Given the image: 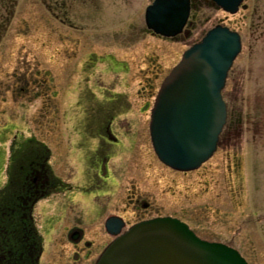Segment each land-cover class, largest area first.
<instances>
[{"label": "rangeland", "instance_id": "obj_1", "mask_svg": "<svg viewBox=\"0 0 264 264\" xmlns=\"http://www.w3.org/2000/svg\"><path fill=\"white\" fill-rule=\"evenodd\" d=\"M152 2L0 0V193L8 181L10 145L19 133L45 138L55 173L82 184L91 159L101 160L96 151L100 133L90 119L100 106L108 107L111 94L125 92L137 130L113 126L119 140L108 145L115 184L105 188L111 201L97 223L83 224L85 238L96 247L92 258L114 238L102 224L103 216L115 208L123 211L129 190L136 187L161 214L184 220L204 239L248 255L252 251L253 264H264V35H252L253 21L241 22V12L227 15L196 0L183 33L164 37L146 26L145 11ZM223 19L242 36L223 89L227 122L210 159L195 170H175L154 151L151 109L184 51ZM34 79L46 82L39 85ZM84 90L86 104L79 105ZM79 122L87 124L83 137L82 128L75 127ZM93 126L98 130L97 121ZM76 194L82 193L61 192L36 204L33 216L43 236L39 264H71L73 245L62 238L70 224L65 203ZM110 194L98 198L106 202ZM93 199L74 201L89 211ZM132 213L128 209L124 214Z\"/></svg>", "mask_w": 264, "mask_h": 264}, {"label": "water", "instance_id": "obj_2", "mask_svg": "<svg viewBox=\"0 0 264 264\" xmlns=\"http://www.w3.org/2000/svg\"><path fill=\"white\" fill-rule=\"evenodd\" d=\"M216 2L234 13L241 0ZM191 9V0H154L145 11L146 26L176 37ZM241 49L240 32L217 24L184 51L164 78L151 110L150 136L167 166L195 170L217 150L228 115L223 89ZM105 227L114 239L95 264H249L238 249L202 238L178 217H155L124 229V219L114 215Z\"/></svg>", "mask_w": 264, "mask_h": 264}, {"label": "flooded vegetation", "instance_id": "obj_3", "mask_svg": "<svg viewBox=\"0 0 264 264\" xmlns=\"http://www.w3.org/2000/svg\"><path fill=\"white\" fill-rule=\"evenodd\" d=\"M206 1L212 6L213 11L220 10L227 15L241 12V22L244 23V20L253 21V27H250V29H252V35H264V0H241L238 5V10L234 13L225 10L216 2V0ZM191 3L193 9L194 6H196V0H191ZM222 21H224V19L219 20V22L212 27L217 24H222L231 28L230 25L225 24V22ZM231 29L237 30L234 28ZM237 31L239 32V30ZM33 81L39 85H44L46 82L44 79H34ZM27 83H30V81H27ZM151 94L154 97V94ZM151 94H149V96H151ZM80 96L81 99L80 102H78L79 105H85L86 91H82ZM108 100L109 101H107L106 104L108 107L103 108L100 106V108L97 109L99 112L90 119L93 122H98V130L94 128L93 122L89 123V125L93 130L99 131L100 133V137H96L97 141L99 140V143L96 144V151H99L98 155H100L99 157L101 160L97 159L96 161L94 160V157L91 159L88 176L85 181H82V184H73V181L64 179L55 173L50 163L51 150L45 138H38L34 134L25 137L22 133L14 136L10 145V163L7 167L8 181L0 193V253L9 248L8 244H10V236H5L4 233H17L13 240L21 245L18 247V257H16L15 260L16 264H39V257L37 258V253L34 251V244L38 242L42 243L43 236L38 229L33 216L36 204L43 199H48L61 192H64L65 194L67 192H75V189H78L82 194L68 197L69 201L65 203L66 208L69 209L67 210V217L70 218L68 220L70 224L66 225L67 230L64 232L62 238L71 242L73 245V251L71 255H69L70 262L71 264H85V261H87L88 264H91L94 259L96 262L100 253L103 251L104 248L96 257L92 258L96 247L94 246V241L85 238L83 224L90 223L89 225H93L97 223V219L107 211L106 205L111 201L110 197H112V193L110 194L105 187L111 183L115 184V179L112 176L110 166L108 165L111 158V154L108 151V145H112L119 140L112 132L113 126L117 125V127L128 128V131L137 130L134 129L137 124L136 121L129 116L130 113H132V115L135 114V111L132 110V102L127 93L122 92L111 94ZM148 105L149 104L146 103L143 107L148 109ZM48 106L50 107V104ZM88 110L89 109L86 107L83 108L84 112ZM52 111L54 113V110ZM50 112L51 110L49 109V113ZM121 120L124 121L123 124H120ZM150 120H148L149 134ZM48 121L50 122V119ZM86 125V122H79L75 126L78 129L79 127L82 128V131H80L82 134L81 137H83V131L86 129ZM51 130L52 129L49 128L48 132H51ZM84 141H88L86 140V137H84ZM129 191L131 192L128 196L129 200L123 211L115 208L113 211H110V213L103 216L102 224H104V227L107 219L114 215L122 217L126 226H131L135 223L155 217L166 216L159 212L155 207V203L149 200V198L145 196V192L141 189L134 187ZM11 193H13V196L15 197L16 208L15 210L8 211L7 209H3V201L7 200ZM106 193L110 194L107 201L102 202L99 200L100 198L98 197L105 195ZM83 194L84 196H89L90 203L94 198V204L92 205L94 208L92 210L88 211L84 209V206H81L77 201H74L75 197H80ZM128 209L133 211V216H127L124 214ZM14 213L18 218V223L14 224L4 220V218L10 215L12 216ZM86 218H88V220ZM76 234L78 236L75 238L74 236ZM19 238L22 239L20 240ZM19 240L22 242H17ZM262 240H264L263 236ZM250 253L249 255H252L253 252L251 251ZM241 254L247 259L249 264H253L251 256L243 251ZM95 262L93 264H95ZM0 264L6 263L0 258Z\"/></svg>", "mask_w": 264, "mask_h": 264}, {"label": "trees", "instance_id": "obj_4", "mask_svg": "<svg viewBox=\"0 0 264 264\" xmlns=\"http://www.w3.org/2000/svg\"><path fill=\"white\" fill-rule=\"evenodd\" d=\"M4 201H3V209H7L8 211L15 210L16 200H15V197L13 196V193H11L8 199ZM4 220H6L7 222L14 223V224L18 223V218L16 217L15 213L12 216L11 215L7 216L6 218H4ZM4 235L10 236V240H9L10 244H8L9 248L5 249L4 251L0 253V258L4 260L6 264L8 263L16 264L15 260H16V257H18V247L21 245L19 243L14 242L15 240H13L14 236L17 235V233L6 232L4 233ZM19 239L21 240L22 238H19ZM20 240L17 242H22ZM34 245H35L34 251L37 253L36 256L38 258L40 257V254H41L42 243L38 242V243H35Z\"/></svg>", "mask_w": 264, "mask_h": 264}, {"label": "bare ground", "instance_id": "obj_5", "mask_svg": "<svg viewBox=\"0 0 264 264\" xmlns=\"http://www.w3.org/2000/svg\"><path fill=\"white\" fill-rule=\"evenodd\" d=\"M82 197H84V194L82 195ZM87 198H89V196Z\"/></svg>", "mask_w": 264, "mask_h": 264}]
</instances>
